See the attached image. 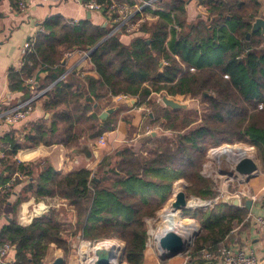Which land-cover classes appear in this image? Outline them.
Wrapping results in <instances>:
<instances>
[{
	"label": "trees",
	"instance_id": "trees-1",
	"mask_svg": "<svg viewBox=\"0 0 264 264\" xmlns=\"http://www.w3.org/2000/svg\"><path fill=\"white\" fill-rule=\"evenodd\" d=\"M10 1L16 7L19 0ZM95 1L103 7L109 3ZM159 2L162 0L154 1ZM203 3L206 19L194 23L186 21L183 1L160 4L164 9L155 11L158 19L151 24L142 22L138 30L143 34L128 44L120 41V33L105 37L107 27L87 22L71 26L55 18L46 23V33L35 45L34 54H28L17 69H10L11 91L23 89L21 84L35 67L54 70L49 80L54 84L43 93L44 106L52 112L50 125H33V132L24 137L28 145L60 143L73 148L83 135L94 138L110 130L113 119L97 117L99 100L107 95H127L137 104H150L148 98L153 94L200 96L204 103L200 115L193 118L179 117L176 110L166 111L163 116L169 123L163 129L171 132L169 136L155 138L139 151L124 145L114 156H104L95 169L67 173H57L49 166L42 169L35 195L67 199L76 211V224L66 229L55 211L34 218L26 226L9 222L0 230V243L14 246L13 264H43L51 243L68 256L71 239L67 236L76 235L93 241L118 238L125 244L126 263L143 264L145 219L154 217L163 206L175 181L183 179L188 194L201 199L215 197L212 179L201 171L207 147L234 141L248 142L259 150L264 147V36L260 31L251 32L258 2ZM95 45L88 56L95 75L84 77L87 96L70 91L74 70L56 82L64 73L61 61L65 52L89 51ZM93 108L96 112L89 114ZM6 142L11 153L23 145L12 139ZM7 163L3 162L0 171L6 170L8 176L15 170L31 174L30 164ZM1 172L0 185L5 183ZM3 203L1 198L0 205ZM184 213L202 227L188 249L185 264H206L201 251L216 253L234 222L245 216L243 209L222 202Z\"/></svg>",
	"mask_w": 264,
	"mask_h": 264
},
{
	"label": "crops",
	"instance_id": "crops-1",
	"mask_svg": "<svg viewBox=\"0 0 264 264\" xmlns=\"http://www.w3.org/2000/svg\"><path fill=\"white\" fill-rule=\"evenodd\" d=\"M141 1L142 0H129L124 2H128L131 7H137L139 10L136 12V16L139 14L138 18L144 16L142 18L145 19L147 18L145 17V13L146 11H149L146 9L149 6L142 7ZM171 1L174 0H162V2H159V5L157 3L156 5L163 7L160 4L166 5ZM177 1L184 2V16L188 23H194L197 19H206L208 13L205 10L203 3L204 0ZM21 2L25 8L20 10L19 5ZM257 2L258 8L256 17L264 18V0H257ZM155 11L158 10L150 12L152 14L149 19L154 20L151 23L158 19V15ZM55 18L60 19L62 22L66 23V25L71 26L79 25L81 22H87L93 26L107 27V34L105 37L111 35L112 25L108 20L106 13L103 10H88L77 0H66L57 4L44 3L41 0H19L16 7L13 6L10 0H0V103L4 109H10L21 102L27 100L31 101V109L24 119H21L15 124L6 123L3 119L0 120V141L4 154L0 159V169L3 168V162H8V165L9 162L14 161L16 163L21 162L30 164L32 169L29 176L20 173L18 170L13 171L9 176L6 170L3 172L0 171L2 178H5V183L0 185V200L2 198L4 201V203L0 205V230L3 226L13 220L20 225L26 226L30 224L34 218L45 215L49 213V211H55L58 214L59 221L62 222L65 227L68 225L75 226L77 219L76 211L67 199L50 195L37 198L35 195L37 187L36 179L40 171L46 166L52 167L57 173H67L80 168L95 169L104 156H114V153L124 145H129L134 151H139L142 149V146L148 145L149 142H152L155 138L169 136V132H167L168 130L165 129L151 130V132L146 129L149 126L143 124L145 123L144 115H141L140 112L147 109L146 105L149 103L137 104L136 99L132 97L130 99L121 98L118 100L117 96H110L109 98V95H107L105 96L103 104L101 103L99 105L97 117L98 119H104L107 116H110L113 119V127L110 130L104 131L101 135L94 138H88V136L83 135L79 139L78 144L73 148L66 147L60 143H39L36 145L26 144L24 138L25 134L33 132V125L45 124V128L50 125L49 118L51 117L52 112L47 110L44 106L45 98L43 93L54 84V82L51 83L49 81L54 70H45L42 67H35L32 75L21 84L23 89L13 91L9 89V71L12 68L17 69L20 67L24 58H26L28 54H34L35 45L38 41L43 40V34L46 33V23ZM71 21H76V23L70 24ZM142 34L143 33L139 30L132 34L120 33L119 39L124 44H128L135 36ZM103 40L104 38L98 44ZM97 45L94 47L96 48ZM94 47L89 49V53L93 51ZM85 52L87 51L72 49L64 53L61 61L64 73L57 77L56 82L61 81L66 77L69 71L74 70L75 76L73 78L76 80H69L72 84L70 91L72 90L75 94L77 93L87 96L88 94H86L83 89L86 85L84 77L87 75H95V72L88 59L89 53L85 56ZM163 64L166 63L163 62ZM28 65H32V63L28 62ZM190 71H194V68L191 67ZM206 95L207 93H203V96ZM158 96L159 94H153L148 99H151V103H154L152 98ZM170 97L178 99L177 96ZM115 100H118L119 102L112 105ZM161 102V100L160 102H155V106L159 105L161 108H165L169 112L176 110L179 113L180 110H184L185 108L172 109L165 106L163 103L161 104ZM96 105L98 104L94 103V106ZM109 109H112L113 111L107 113L105 117H100L103 110L108 111ZM92 112H96L94 108L88 113L90 114ZM148 116L151 118V123L154 118L153 114L148 113ZM141 130L142 132H140ZM6 139L17 140L23 145L16 150V152L11 153V147L6 142ZM98 139H103L105 144L101 145L98 143ZM85 144L88 145L92 153L89 159L86 158L84 154L76 153L74 151V149L80 148ZM253 146L257 149L256 152L253 150ZM216 150H212L211 148V156L214 157L203 164L202 167L203 175L212 179L216 194L214 198L202 201V205H197V208L205 209L207 207H213L218 202H221V195L225 191L240 194V205L235 208L243 209L245 211V216L242 221L234 222L225 243L221 247L231 246L240 249L245 253L254 255L258 264H264V196L261 199L256 200H253L250 197V193L253 192L255 184L259 181V177H261V173H264V147H261L259 150L255 145H252L246 148V152L244 151L240 154L237 152L236 154H225L223 152L215 153L214 151ZM219 150H221V148ZM212 151L214 153H212ZM224 155H227L229 158L225 159ZM240 155L250 157L257 164L258 171L255 176L256 178L253 177L245 180L240 176H236L233 171V163ZM206 170L209 174H206ZM171 191L172 188L170 193ZM174 191L176 192V190ZM245 201H251L249 207L244 205ZM231 207L234 208V206ZM157 212L154 217H156ZM152 220V217L146 218L145 223H149ZM198 226L199 225L196 224V229ZM156 231L157 233L159 232L158 230ZM146 233L147 242L143 264L146 262V257L148 261L149 251L147 245L150 240V235H148L149 232L146 231ZM67 237L71 239V247L82 239L78 235L72 238L69 236ZM1 244L2 243H0V245ZM150 249L157 258L156 264H185L189 259L188 253L186 254L185 252L168 259H159V252L156 243H152ZM14 254L15 248L12 246L7 253V264H13ZM59 256L68 257L64 255L61 248H58L55 244L51 243L47 248L43 264H52L53 260ZM186 257L187 259L185 260ZM124 264H127L126 261H124ZM206 264H220V262L218 260H210L206 261Z\"/></svg>",
	"mask_w": 264,
	"mask_h": 264
},
{
	"label": "built area",
	"instance_id": "built-area-1",
	"mask_svg": "<svg viewBox=\"0 0 264 264\" xmlns=\"http://www.w3.org/2000/svg\"><path fill=\"white\" fill-rule=\"evenodd\" d=\"M44 3L49 4H57L66 0H41ZM79 1L86 9L88 10H103L108 17L112 25L111 34L117 32H123L126 34L134 33L138 31L141 22L143 19L137 18L136 12L139 10L137 7H131L128 3L119 1V0H109V3L103 7L95 0H77ZM155 0H143L141 2L142 7L149 6L154 3ZM19 9H24L25 6L21 2L19 5ZM76 21H71L70 24H75ZM89 51L85 52L84 55H88ZM118 99H130V96L127 95H118ZM31 109V101L27 100L25 102H21L18 105L10 108L4 109L2 104L0 103V120L3 119L6 123L15 124L21 119H24L27 116V113ZM3 149L0 141V159L3 157ZM254 190L250 193V197L253 200L261 199L264 196V173H261V177H259V181L255 184ZM150 240L148 241L147 248L149 249L152 243H156L158 238L157 231L149 233ZM109 242H113L108 239H101L97 241H86L81 239V247L83 245L88 246V250L85 254L81 253V249L78 250L79 253V262L80 264H94L96 259V255L94 254V247L101 245L105 250L112 251V257L110 261L112 264H124V253L121 252V245H110ZM79 243V242H78ZM94 247L91 245H94ZM157 246V245H156ZM11 245L9 243H2L0 245V264H7L6 257L8 251L11 249ZM92 248V249H91ZM188 253V250L185 252ZM201 256L206 261L210 260H218L220 264H258L257 259L254 255L245 253L240 249H236L234 247L223 246L220 247L216 253H211L206 250L201 251ZM189 257V256H188ZM116 258V260H115ZM187 257L185 258V260ZM147 264V257L146 262Z\"/></svg>",
	"mask_w": 264,
	"mask_h": 264
},
{
	"label": "water",
	"instance_id": "water-1",
	"mask_svg": "<svg viewBox=\"0 0 264 264\" xmlns=\"http://www.w3.org/2000/svg\"><path fill=\"white\" fill-rule=\"evenodd\" d=\"M260 31L264 35V18L256 17L251 23V32ZM95 47L93 48V50ZM162 103L172 109H179L185 107L184 104L177 102L166 94L161 95ZM113 110L109 109L107 113H111ZM107 113H101L100 117H105ZM76 153H82L86 158L91 157V151L87 144L83 145L80 148L74 149ZM233 171L236 176H240L245 180L253 178L257 175L258 167L257 164L248 156L240 155L236 158V161L233 163ZM233 175V174H232ZM238 178V177H236ZM256 178V177H255ZM186 184H183L182 190H178L174 193L173 200L170 203V207L173 210L183 211L185 209L197 208L198 206L191 207L188 205L187 195L185 194ZM220 201L226 203L230 206L237 207L240 205L241 196L238 193H230L225 191L222 193ZM251 201H245L244 205L249 207ZM201 226L199 225L197 229L191 234L189 238L182 237L178 232L174 230H166L157 238V249L159 252V259H168L173 256L182 254L186 252L192 245L195 240L196 235L200 232ZM75 244L72 245L68 257H56L52 264H80L79 255L75 249ZM121 252H125V245L122 246ZM96 259L94 264H112L110 258L112 257L111 250L105 249H96L94 251Z\"/></svg>",
	"mask_w": 264,
	"mask_h": 264
},
{
	"label": "rangeland",
	"instance_id": "rangeland-1",
	"mask_svg": "<svg viewBox=\"0 0 264 264\" xmlns=\"http://www.w3.org/2000/svg\"><path fill=\"white\" fill-rule=\"evenodd\" d=\"M143 1V0H142ZM141 1V2H142ZM163 8L162 7H160V6H157L156 4H151V5H149V7L146 9V10H149V11H146V13H145V17H147V18H145V19H143L142 17H144V16H142V17H140L141 19H143V21L142 22H146L147 24H151V22L152 21H154V20H150L149 18H151V14L152 13H150V12H152V11H154V10H162ZM147 14V15H146ZM141 22V23H142ZM117 33H119V32H117ZM120 33H123V32H120ZM132 34V33H131ZM161 95L162 94H159V96L158 97H156V98H152L153 100V102L154 103H150V105L148 104V105H146V107H147V109H145V110H143V111H141L140 112V114L141 115H144L143 117H144V122L145 123H143V124H145L146 126H149L148 128H146L149 132H151V130L152 131H154V130H162L163 128H164V126H166V125H168V121L164 118V114H165V112L167 111V109H165V108H161V106H155V102H160V100H161ZM170 97V96H169ZM172 98V97H171ZM118 99V98H117ZM172 99H174V100H176L177 102H179V103H182V104H184L185 105V108H184V110H180V112L178 113V115H179V117H183V116H188L189 115V117H191V118H193V117H195V116H199L200 115V113H201V110H202V108H203V105H204V103H203V100H202V98L201 97H195V98H190V97H179L178 99L177 98H175V97H173ZM119 100V99H118ZM118 100H115V102L114 103H112V105H114V104H117L119 101ZM151 100V99H150ZM100 101V104L102 103L103 104V102L105 101V99H100L99 100ZM159 104V103H158ZM161 104H162V102H161ZM102 109V108H101ZM107 113V111H105V110H103L102 111V113ZM148 113L150 114V113H152L153 114V121L150 123V117L148 116ZM179 122L177 121L176 122V124H178ZM85 127H88V125L89 124H83ZM193 126V125H192ZM92 130H89V132H91ZM177 131V130H176ZM140 132H142V130L140 131ZM148 132V133H149ZM167 132H169L168 134H170L171 132L170 131H167ZM98 143H100L101 145H104L105 144V142H104V140L103 139H98ZM224 145H229L230 147H236V146H239V147H246V148H248V147H250V146H252V144H250V143H248V142H239V141H234V142H231V143H222V144H220V145H217V146H213V147H207V149H206V151H205V160H204V162H203V164H205L206 162H208V161H210L211 160V158H213L214 156H211V148H212V150H216V149H220L222 146H224ZM106 146V145H105ZM138 146V145H137ZM218 146H220V147H218ZM254 147V146H253ZM218 150H216V151H218ZM253 150L256 152V148L254 147L253 148ZM212 153H213V151H212ZM213 155H215V154H213ZM224 157H225V159H227V158H229L227 155H224ZM202 167H203V165H202ZM202 171V170H201ZM206 172V174H209V172L206 170L205 171ZM211 173V172H210ZM183 184H186L185 183V181L183 180V179H178L177 181H175L174 182V184H173V187H172V191H171V193H172V195H171V193H170V195H169V197H168V199L164 202V204H163V207L157 212V215H156V217H152L153 218V220L151 221V222H149V223H144V225H145V228H146V231L147 232H154V231H156V230H160L159 228L161 227V212L169 205L170 206V203H171V201L173 200V193L175 192L174 190H182V188H183ZM185 194L187 195V199L188 200H191V199H194V200H196V201H204V200H206V199H201L200 197H197V196H195V195H192V194H188V193H186V190H185ZM186 210V209H185ZM185 210H183V211H179L180 212V214L182 215V217H184V218H186V219H188V220H192L193 221V223H194V225H195V227H196V224L197 225H200L197 221H196V219H195V222H194V219L193 218H190V217H188V216H186L185 215ZM158 217V218H157ZM66 229H67V227H65ZM104 239H108V240H112L113 242H109V244L111 245V244H114V245H123L124 244V242L122 241V240H120V239H118V238H114V237H109V238H104ZM85 240V239H84ZM86 241H90V242H92L93 240H87L86 239ZM97 243H95L94 245H91L92 247H94L95 245H96ZM76 246H75V249L77 250V253H78V250H80L82 247H81V240L79 241V243H77V244H75ZM92 249V248H91Z\"/></svg>",
	"mask_w": 264,
	"mask_h": 264
},
{
	"label": "bare ground",
	"instance_id": "bare-ground-1",
	"mask_svg": "<svg viewBox=\"0 0 264 264\" xmlns=\"http://www.w3.org/2000/svg\"><path fill=\"white\" fill-rule=\"evenodd\" d=\"M246 152V148L244 147H230L229 145H224L221 147V150L214 151L215 153L223 152L225 154H236ZM213 152V153H214ZM188 205L191 207H195L197 205H202V201H196L194 199H191L188 201ZM158 230V236L161 235L166 230H174L178 232L182 237L189 238L191 234L195 231L196 227L194 223L191 220H188L180 214V212L177 210L171 209V207L168 205L162 212H161V227ZM112 245V244H111ZM114 245V244H113ZM96 249H104L101 247V245H98L94 247V251ZM88 250V246L83 245L81 248V253L85 254ZM116 260V258H115ZM156 256L153 253V251L149 248L148 251V261L147 264H156Z\"/></svg>",
	"mask_w": 264,
	"mask_h": 264
}]
</instances>
